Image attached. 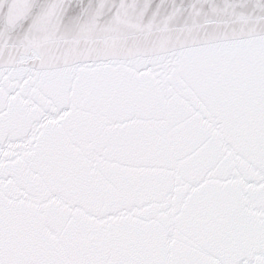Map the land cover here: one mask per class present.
I'll list each match as a JSON object with an SVG mask.
<instances>
[{"label":"snow or ice","instance_id":"1","mask_svg":"<svg viewBox=\"0 0 264 264\" xmlns=\"http://www.w3.org/2000/svg\"><path fill=\"white\" fill-rule=\"evenodd\" d=\"M0 264H264V0H0Z\"/></svg>","mask_w":264,"mask_h":264}]
</instances>
